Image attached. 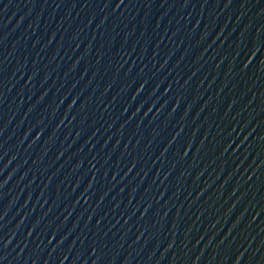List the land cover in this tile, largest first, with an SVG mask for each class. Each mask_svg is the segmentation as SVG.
<instances>
[{
    "label": "water",
    "instance_id": "95a60500",
    "mask_svg": "<svg viewBox=\"0 0 264 264\" xmlns=\"http://www.w3.org/2000/svg\"><path fill=\"white\" fill-rule=\"evenodd\" d=\"M0 264H264V0H0Z\"/></svg>",
    "mask_w": 264,
    "mask_h": 264
}]
</instances>
